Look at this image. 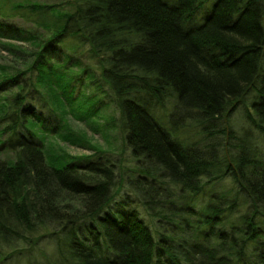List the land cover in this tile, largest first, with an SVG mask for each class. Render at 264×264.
Listing matches in <instances>:
<instances>
[{
    "label": "trees",
    "instance_id": "obj_1",
    "mask_svg": "<svg viewBox=\"0 0 264 264\" xmlns=\"http://www.w3.org/2000/svg\"><path fill=\"white\" fill-rule=\"evenodd\" d=\"M0 51L1 264H264V0H0Z\"/></svg>",
    "mask_w": 264,
    "mask_h": 264
},
{
    "label": "rangeland",
    "instance_id": "obj_2",
    "mask_svg": "<svg viewBox=\"0 0 264 264\" xmlns=\"http://www.w3.org/2000/svg\"><path fill=\"white\" fill-rule=\"evenodd\" d=\"M22 1L33 2L34 0H10V2H22ZM201 9H203V8H201ZM201 9L198 10V12H197V17L198 18L201 16ZM22 25H24V24L18 23L17 27L23 28ZM27 28H32V26L28 25ZM37 30L39 31L40 34H44L43 30H40V29H37ZM6 57H7V54L4 53V51H0V67L6 68L8 70V72L12 73V72H15V71L23 70L25 68L26 65H22L18 61H14L13 62V61H11V59L6 58ZM42 93H43V95L40 96V97H41L43 103L45 104V106L48 107L47 110L50 111L51 114H53V112H52V110H53L55 112V114H56V110L54 109V107L52 106V103L50 102V99H49L50 97L47 96L44 92H42ZM3 96H4V94L0 95V99ZM9 96H10V94L7 97H9ZM248 98H250V97L248 96ZM238 114L239 113L236 114V112H234L233 113V118H232V120H233L232 121V128H234L235 131L237 130V132L243 130L246 127L248 128V126L245 125V122H243L242 118L240 116H238ZM237 119H238V121H237ZM96 121H97V123L99 125H104L105 124V119L103 117L102 118H98ZM71 126H72V128H73V130L75 132L77 131V132H80V133H84L86 141L90 142V144L94 145L95 143L98 142V143L104 145L105 140L103 138V134L101 133V131L93 132L90 128H87L86 123H84V122H82L80 120H77L75 118H72ZM0 127L2 128V126H0ZM108 134L111 136V130H110V133H108ZM248 135H250L252 138H257L258 137V133L257 132L255 133L252 129H250L248 131ZM2 139L3 138L0 136V140H2ZM108 141L110 143L106 144V145H108L109 147L104 146L105 150H112L116 154H119L120 150H121V148H120L121 147V142H117V139L115 138V134L112 135V138L109 137ZM56 144H57L56 147H60V148L64 149L66 152H68L71 155H82V154L88 155V154H90L89 150H86L84 148L78 147L76 145H70L68 142L58 141ZM1 154L2 153L0 152V159L4 157ZM121 155H123V154H121ZM225 183H226L225 187H229L228 182L226 181ZM226 185H228V186H226ZM222 188H224V186L222 184H217L216 190L222 189ZM209 190L215 191V188L212 189L211 186L205 187V192H208ZM198 199H199L198 202L202 201L201 200L202 196L198 197ZM111 207H112V204H111ZM242 209L243 208L240 205L238 207V210L241 212ZM149 220L151 221V219H149ZM153 222L154 221H152V223ZM154 225H155V223H154ZM151 230H155V229L152 227ZM40 234L42 235V237L39 239L38 245L39 246H41V245L44 246L42 248V249H44V251L42 253L48 254V253H50V251H52L50 249V247H49V245H51V242H52L51 235H48L47 232H46V235H44V231L41 232ZM38 259H40V262H39ZM33 261L36 262V264H44L43 263L44 262V257L40 253L34 252V254H32L30 256V259H28V261L26 263H23V260H21L20 257L14 259V260H9L7 262H9V264H29V262H31L30 264H32V263H34Z\"/></svg>",
    "mask_w": 264,
    "mask_h": 264
},
{
    "label": "bare ground",
    "instance_id": "obj_3",
    "mask_svg": "<svg viewBox=\"0 0 264 264\" xmlns=\"http://www.w3.org/2000/svg\"><path fill=\"white\" fill-rule=\"evenodd\" d=\"M189 132V131H188ZM256 143V142H255ZM256 145V149L258 150V151H261V152H264V148H260L259 147V145L256 143L255 144ZM120 195H132V196H134L135 194L132 192V191H130L129 189H127V188H125V187H122L120 190H119V192L118 193H116V194H114L113 195V198H114V200L112 201V199H110V201H109V203L108 204H110V202L112 201V203L111 204H113V202H115L116 200H118L119 199V197H120ZM132 196H130V197H132ZM120 200V199H119ZM106 205L105 206V209L103 210L104 212H106L107 213V211H105V210H107L106 209V207L108 206V207H110L111 206V204H110V206L109 205ZM113 206V205H112ZM103 211H101V212H103ZM103 212V213H104ZM105 213V214H106ZM237 216V215H236ZM234 217V218H233ZM86 221H88V218H87V220ZM152 221V220H151ZM150 220H149V218L147 217V224H148V226L150 227V229L153 227L154 229H155V225L151 222ZM229 221H235V216H232L231 218H230V220ZM84 222V221H83ZM81 223H82V221H81ZM152 223V224H151ZM153 225V226H152ZM229 227V226H228ZM227 227V228H228ZM44 247V246H43ZM42 249V248H41Z\"/></svg>",
    "mask_w": 264,
    "mask_h": 264
}]
</instances>
